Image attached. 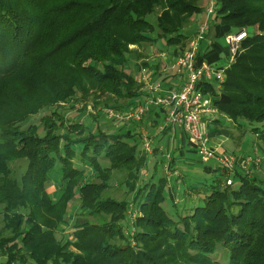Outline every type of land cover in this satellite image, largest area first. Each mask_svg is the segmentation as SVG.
<instances>
[{
  "label": "trees",
  "instance_id": "16d2710c",
  "mask_svg": "<svg viewBox=\"0 0 264 264\" xmlns=\"http://www.w3.org/2000/svg\"><path fill=\"white\" fill-rule=\"evenodd\" d=\"M203 11L193 0H0L1 264H264L260 177L238 170L227 185V173L207 168L203 175L213 177L202 189L188 185L198 200L175 203L163 170L146 168L151 155L136 136L94 131L59 112L43 118L44 134L29 125L78 93L85 100L111 96L106 107L137 105L143 93L130 69L141 49L165 41L176 48L175 62ZM213 20L220 29L249 32L214 107L264 142V0H220ZM200 60L210 63L202 54ZM211 85L205 90L217 94ZM152 153L159 154L158 144ZM19 161L27 163L21 176ZM114 171L127 173L138 215L130 201L109 196ZM54 179L62 193L56 201ZM75 202L80 211L70 216ZM65 227L72 238L63 243ZM220 248L223 259L215 257Z\"/></svg>",
  "mask_w": 264,
  "mask_h": 264
},
{
  "label": "rangeland",
  "instance_id": "374dc122",
  "mask_svg": "<svg viewBox=\"0 0 264 264\" xmlns=\"http://www.w3.org/2000/svg\"><path fill=\"white\" fill-rule=\"evenodd\" d=\"M195 3L199 4L200 6L202 5L204 8V11L200 15H195V17L191 20L189 24V28L187 29L188 32H195L199 25L204 24L205 22H208V18H213V15L207 16L208 15V9L210 7L209 0H193ZM219 2L220 0H217V11L219 9ZM257 30V29H256ZM194 38V37H193ZM189 40L187 44H183L179 47L178 49V54L184 53L188 48L189 44L194 39ZM196 38V36H195ZM163 42V41H162ZM161 41H159L158 44H150L147 50L141 49L140 51V56L136 59L134 64L131 66V73L133 75H136V78L139 80L140 84V90L142 93V88L144 85H142L140 82L144 79L142 73V68L146 67L147 65H150L151 62L154 61H161L158 65V67L164 65L165 60L163 58H158L156 57L157 54H165L166 56V65L168 66L171 64L174 56V51L176 48L173 47H166L164 45V48L162 51L159 50V47L163 45ZM131 50H137L135 46H132L130 48ZM157 51V52H155ZM155 56V57H154ZM172 59V60H171ZM134 60V59H133ZM163 62V63H162ZM137 67V69H136ZM153 86H157V83H154L151 81ZM221 93L217 92L218 97H220ZM144 97V95H143ZM111 96H99L98 98H87L86 100L82 98L81 94L78 93L74 98L70 100L69 103H61L60 105H57L54 108L47 109L41 113V115H37L31 118L30 124L29 125H37L39 126L40 133L44 134V124H43V118L50 116L53 112H59L65 118L71 119L72 122H80V123H85L89 127H93L94 131L98 129L103 130L104 132H107L109 134H132L136 136L138 139L140 149L143 152H148L145 149V142L143 139H147L148 142L152 143L151 144V151H149V155H151L150 159V167H146L149 170H153L154 167L156 166L159 171L163 170V173L166 175L167 180L169 181V188L171 192V197L173 200H175V203H182V204H187L191 205L194 201L193 200H198V196L196 195L198 190H192L188 189L189 184H196L200 189H202V183H204L206 180H210L213 176L211 175H203L204 170L206 171L207 168H210L212 172H215L219 170V167L216 163H205L204 165H199L196 162V158H191L188 156V159H190V163L186 164L185 159L186 156L182 157L179 155L180 151H182V148L184 149L189 143L185 136L182 135L179 131V136L182 135L181 138H183L182 145L180 148H175L173 145L176 141V138L178 137V134L176 135V132H172L171 137H167L164 139L165 145L163 144V139L160 138L159 140V135H163V133L160 131V126L162 125L163 120H165V115H160L162 112L161 107L151 105V109H157L159 110L158 112H149L148 114H145L143 117V120L141 122L130 120H112V119H107L104 115V111L107 109H113V110H119L122 112V114H131L132 111L138 107V105L141 104L139 101L137 105L134 106V104H131L129 106V100L123 101L120 100L118 101L119 104H112L110 107L104 106V103L109 100ZM144 99V98H143ZM116 102V100L113 98L111 103ZM143 103L146 104V100H143ZM133 105V106H132ZM130 107V108H129ZM129 108V109H128ZM161 116L160 119L158 120V114ZM165 114V111H164ZM213 118L216 117H222L223 121L222 126L227 127L226 129L231 133L230 137H224L221 139L220 144L215 145L213 143V135L212 132L209 130L208 123L211 122H205V136L207 138V143L208 146L211 150L218 151L221 154H225L227 156H230L234 158L235 160L238 161H243L245 158L251 159V162L249 164L248 170H244L241 168L239 165L237 166V169L243 173L246 176L253 177V176H258L261 179L264 180V142L262 140H259L255 134L251 132V129L253 128L252 126L248 125L243 128V130L238 129V126L230 121L228 118L226 119L225 117L221 116L219 112L217 111L216 113L212 114ZM159 122H158V121ZM213 124V123H212ZM211 124V125H212ZM219 126L215 125V128H218ZM220 127V128H224ZM257 127V126H256ZM214 129V128H213ZM211 131H213L211 129ZM164 137V136H163ZM159 145V154L154 155L152 152L154 150L155 145ZM180 145V144H179ZM179 149V152L178 150ZM163 157L165 159H163ZM198 157V155H197ZM175 158V159H173ZM198 159L203 162L199 157ZM174 160H179L180 162L183 161L182 163L179 162V165L174 164ZM204 163V162H203ZM174 165V168L172 167ZM26 161H19L17 162L16 165H14L15 172L17 173L18 176H21L23 172L26 170ZM180 168H178V167ZM183 172H188L191 177L188 179V184L182 181L181 184H178L176 180L174 181L175 178L179 179H185L186 177L183 176ZM237 170V171H238ZM148 171V170H147ZM236 171V172H237ZM208 173V172H207ZM127 173L126 172H121V171H114L111 174V179L109 181V196L113 197L116 200L119 201H130V205L133 206L135 209L136 214L140 213L139 208L135 205L133 202L134 194L132 195L131 193L128 192V189L126 188L125 182L127 179ZM147 175L146 170L143 172L142 176L144 178H147L145 175ZM87 175L89 176V179L94 181L95 176L93 174V169H87ZM183 177V178H182ZM174 178V179H173ZM170 179H173L170 181ZM174 181V183H173ZM60 182L58 180H52L50 184V192L52 194L53 199L56 201L62 194L60 189ZM136 206V207H135ZM78 204L73 203L69 207V214L70 216H73L74 214H77L80 210H78ZM138 215V214H137ZM71 222V221H70ZM71 224V223H70ZM2 228V222L0 218V229ZM65 230L61 231L59 236V239L65 243L70 237L72 238V230L71 228H64ZM128 231V230H127ZM130 236V234H129ZM226 256V251L222 248L219 249L217 255L215 256L217 259H223ZM3 260V259H2Z\"/></svg>",
  "mask_w": 264,
  "mask_h": 264
},
{
  "label": "built area",
  "instance_id": "2783aa9c",
  "mask_svg": "<svg viewBox=\"0 0 264 264\" xmlns=\"http://www.w3.org/2000/svg\"><path fill=\"white\" fill-rule=\"evenodd\" d=\"M210 7L208 15L217 12V0H209ZM208 22L199 25L196 38L189 44V48L180 54L175 62L167 67L176 69L184 77L183 81L173 90L165 91L160 84L153 86L149 70L143 67L141 76L144 78L140 83L144 85L142 93L144 99L141 104L135 108L131 114H122L119 110L107 109L104 115L107 119L114 120H134L141 122L145 114L151 112V105L161 107L165 120L160 126V131L171 130L182 133L187 139L193 151L204 163H216L222 172L228 174L227 185L233 184L232 176L238 170L239 165L244 170H248L251 159L245 158L243 161L221 154L218 151L211 150L205 136V122L215 120L212 114L218 110L214 107V101L211 94L205 90L207 85H216L217 92H222V86L226 82V73L236 63L244 41L249 37L247 29L240 30L226 37L228 56L227 63L222 65L211 64L207 61L200 60L199 41L207 35L209 30ZM155 57V56H154ZM156 57L163 58L166 62L165 54H157ZM146 100V104L143 103ZM165 111V114H164ZM145 149L151 151V144L147 139ZM136 216H133L135 220ZM135 230H132V235ZM131 234V232H130ZM1 261V260H0ZM1 264V262H0Z\"/></svg>",
  "mask_w": 264,
  "mask_h": 264
},
{
  "label": "crops",
  "instance_id": "0c3cea01",
  "mask_svg": "<svg viewBox=\"0 0 264 264\" xmlns=\"http://www.w3.org/2000/svg\"><path fill=\"white\" fill-rule=\"evenodd\" d=\"M208 24H209V26H208L209 30H208L207 35L204 36V38H202L199 41V52L202 54V56L204 55L207 59H209L211 64H215L217 66L218 65H222V64H226L227 63V56H228V48H227L226 37L228 35H230V34H234V33L238 32V31L218 28L215 25L216 23L213 20V18H208ZM195 36H194L193 39H195ZM162 43H163V45L159 47L160 48L159 50H162L164 48L165 41H163ZM155 52H157V51H155ZM173 60H174V58H173ZM160 62L161 61L158 60V61L151 62L150 65H147V69L149 70V72L151 74L152 81L154 83L160 84L161 87L165 91L173 90V89L177 88V85H179L180 82L183 81L184 77L181 76L176 69H172L170 67L168 68L167 65L165 64L166 62H164V65L158 67ZM211 86L215 87V90H216V93H217L216 85L213 84ZM209 93L210 92H208V94ZM211 96L213 97V101L215 99H220V97H218L217 94H215V95L211 94ZM154 111L158 112L159 110L154 109V108L151 109V112H154ZM160 113H161L160 115H162V112H160ZM156 117H158V116H156ZM160 117L161 116L158 117V120L160 119ZM219 119L221 121L223 118L222 117H216L215 120H213V121H211V120L207 121V122L211 121V122L208 123V126H209L210 132H212V135H213L212 137H213V140H214L213 143L215 145L220 144L221 139L223 138V136L227 137V138L231 136V133L226 129L227 127L222 126L223 121L217 122ZM215 125H217L219 127L215 128ZM220 127H224V128H220ZM211 129L213 131H211ZM168 131H169V133L167 135H164V134L163 135H161V134L159 135V139L160 138L163 139V144L164 145H165L164 139H166L167 137L169 138V137L172 136V131L171 130H168ZM177 134H178V137L176 138V141H175V143L173 145L175 146V148H178V147L180 148V146L182 145L183 138H181L182 135L179 136L178 130L176 132V135ZM192 148L193 147L188 144L184 149L182 148V151H180L179 155L181 156V158L186 156V159H185L184 163H186V164L190 163V159H188V156H189L191 158H196L197 164L204 165L198 159L197 155L195 154V152L193 151ZM175 162H176V165L180 166L179 165V162H180L179 160H177ZM182 162L183 161H181L180 163H182ZM178 168H180V167H178ZM209 171H210V168L208 169L207 172L209 173ZM182 173H183V176L186 177V178L191 176V175H189L188 172L185 173V172L182 171ZM173 183H174V181H173ZM177 183L181 184L182 180L181 179L178 180Z\"/></svg>",
  "mask_w": 264,
  "mask_h": 264
}]
</instances>
